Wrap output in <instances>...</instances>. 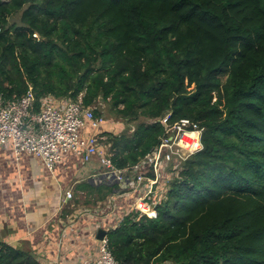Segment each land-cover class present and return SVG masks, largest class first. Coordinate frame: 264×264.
Returning a JSON list of instances; mask_svg holds the SVG:
<instances>
[{
    "label": "trees",
    "instance_id": "16d2710c",
    "mask_svg": "<svg viewBox=\"0 0 264 264\" xmlns=\"http://www.w3.org/2000/svg\"><path fill=\"white\" fill-rule=\"evenodd\" d=\"M30 91L135 123L100 136L118 169L167 116L203 130L156 214L108 233L118 264H264V0H0V93ZM0 264L39 263L2 243Z\"/></svg>",
    "mask_w": 264,
    "mask_h": 264
},
{
    "label": "crops",
    "instance_id": "0c3cea01",
    "mask_svg": "<svg viewBox=\"0 0 264 264\" xmlns=\"http://www.w3.org/2000/svg\"><path fill=\"white\" fill-rule=\"evenodd\" d=\"M83 132L100 137L109 131ZM103 158L95 156L86 164L68 153L50 172L40 158L23 154L16 159L10 142L0 145V244L22 250L39 264L94 259L99 231L114 230L121 218L137 210L142 195L139 187L106 180ZM172 168L165 169L166 176ZM165 179L161 175V183ZM111 187L110 194L101 195ZM68 191L74 194L71 200L66 199Z\"/></svg>",
    "mask_w": 264,
    "mask_h": 264
},
{
    "label": "built area",
    "instance_id": "2783aa9c",
    "mask_svg": "<svg viewBox=\"0 0 264 264\" xmlns=\"http://www.w3.org/2000/svg\"><path fill=\"white\" fill-rule=\"evenodd\" d=\"M35 108V96L31 91L14 99H7L0 93V145L10 142L16 159L23 154L40 158L50 172L56 170L68 153L81 158L86 164L91 163L95 156L104 157L102 165L106 169V180L141 189L137 210L142 213H147L145 209L152 202V195L169 186L165 169L172 166L175 157L182 159L183 137L189 138L195 133L202 137L203 133L197 126L190 130L192 124L189 120H181L170 127L167 116L162 122L166 125L168 136L162 139L160 146L135 165L118 169L111 155L105 153L101 137L83 135L85 129H99L103 122L96 117L92 107L84 105L82 97L78 101L46 99L41 110ZM201 146L202 143L198 142L199 151ZM161 175L167 178L162 183ZM73 198V192L68 191L66 199ZM123 220H119L116 228ZM97 251V256L84 264H118L111 251L108 234L98 240Z\"/></svg>",
    "mask_w": 264,
    "mask_h": 264
},
{
    "label": "rangeland",
    "instance_id": "374dc122",
    "mask_svg": "<svg viewBox=\"0 0 264 264\" xmlns=\"http://www.w3.org/2000/svg\"><path fill=\"white\" fill-rule=\"evenodd\" d=\"M20 16H16L15 18H12L11 21L19 20ZM193 89V87L191 88ZM82 96V95H81ZM97 109H100V115L99 119L103 122L102 123V129L108 130L109 133L114 135H121L124 133L130 132L129 129L131 128V132L133 133L134 127L136 126L135 123H130L129 125L123 122L122 119H120L112 110L111 104L108 102H104L103 100L98 101L97 103ZM107 133V132H106ZM197 142V143H196ZM198 142H201L200 134H193V136L187 137V140L185 141V146L183 150H180L181 157H175L173 166L168 167V169L173 167V171L168 170L169 178L168 182L169 184L172 182L174 177H177L181 170L182 162L187 160L189 157L197 153L199 150L197 148ZM110 148V147H109ZM203 147L201 146L200 150ZM195 151V152H194ZM176 170V171H175ZM170 186L167 188H163L160 192L152 195V202L148 203L147 209H145V212L147 214L154 216L156 213L153 209L156 205L160 204L161 201L166 200V194L169 192Z\"/></svg>",
    "mask_w": 264,
    "mask_h": 264
},
{
    "label": "water",
    "instance_id": "95a60500",
    "mask_svg": "<svg viewBox=\"0 0 264 264\" xmlns=\"http://www.w3.org/2000/svg\"><path fill=\"white\" fill-rule=\"evenodd\" d=\"M105 235H106V232L104 230H100L98 233V239L102 240Z\"/></svg>",
    "mask_w": 264,
    "mask_h": 264
},
{
    "label": "bare ground",
    "instance_id": "6f19581e",
    "mask_svg": "<svg viewBox=\"0 0 264 264\" xmlns=\"http://www.w3.org/2000/svg\"><path fill=\"white\" fill-rule=\"evenodd\" d=\"M186 140H187V137L184 136V137H183V140H182V143L184 144Z\"/></svg>",
    "mask_w": 264,
    "mask_h": 264
}]
</instances>
